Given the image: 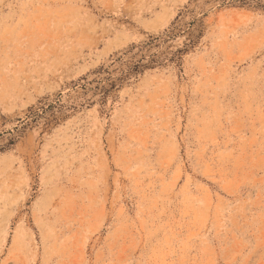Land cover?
<instances>
[{
	"label": "rangeland",
	"instance_id": "374dc122",
	"mask_svg": "<svg viewBox=\"0 0 264 264\" xmlns=\"http://www.w3.org/2000/svg\"><path fill=\"white\" fill-rule=\"evenodd\" d=\"M0 264H264V0H0Z\"/></svg>",
	"mask_w": 264,
	"mask_h": 264
}]
</instances>
